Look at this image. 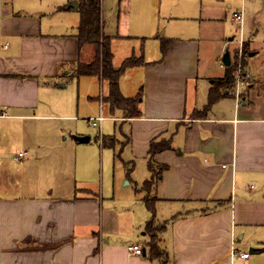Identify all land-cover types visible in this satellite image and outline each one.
I'll return each mask as SVG.
<instances>
[{"label": "crops", "instance_id": "crops-1", "mask_svg": "<svg viewBox=\"0 0 264 264\" xmlns=\"http://www.w3.org/2000/svg\"><path fill=\"white\" fill-rule=\"evenodd\" d=\"M100 3L114 66L140 59L119 77L123 96H140V115L110 108L114 127L103 131V119L100 147L116 139L110 133L123 120L122 163L141 177L127 179L128 168L105 177L101 161L97 172L90 148L78 144L91 137L69 129L77 144L69 143L57 123L104 115L108 94L95 103L88 93L94 105L79 115L55 80L66 66L91 60V45L78 49L79 0H0V125L20 142L13 147L0 138V264H264V0ZM234 12L242 13L240 23ZM144 38L151 44L134 43ZM239 40L252 66L243 53L250 77L240 102L228 86L208 105L200 98L209 100L227 65L213 71L207 57L228 49L236 68ZM104 132L113 139L104 143ZM21 150L32 154L18 160ZM76 152L86 159L77 165ZM154 164L165 166L157 179ZM151 218L159 226L158 257L148 246ZM129 243L142 253L128 252Z\"/></svg>", "mask_w": 264, "mask_h": 264}, {"label": "rangeland", "instance_id": "rangeland-1", "mask_svg": "<svg viewBox=\"0 0 264 264\" xmlns=\"http://www.w3.org/2000/svg\"><path fill=\"white\" fill-rule=\"evenodd\" d=\"M237 30L235 24L232 28L231 34H236L235 31ZM238 37V35L236 36V38ZM143 43L144 46L150 45L151 41L149 39H145L143 41H137L134 43ZM237 43V42H236ZM256 43V42H255ZM259 43V42H257ZM256 43V44H257ZM234 45H232L233 47ZM258 47V46H254V44L251 43V47ZM249 47V46H248ZM89 48V45H87L85 47V50H87ZM86 55V53H85ZM148 56V54H144V57ZM93 57V51L90 53L89 59H92ZM149 57V56H148ZM147 57V58H148ZM249 55L248 53H244V60L249 61L248 59ZM220 57L219 59L215 57L213 58H208L207 57V63L209 64L207 67L208 69H212L213 71H217V72H221V70H223V67L220 66ZM248 64V68H251V63L250 61L247 63ZM76 67L70 65V66H66L63 70H61L58 74V77L55 79L56 81H58V85H64L65 87H59L61 91H63L67 96L74 98L75 101V107L77 108H81V110L79 111V115H83L86 114L84 113L82 110L85 107L87 110L86 112H89V110L92 108V106L94 105L93 103H90L88 105V102H90L89 98L86 96L88 93H94V95H96V102L95 103H99L100 99V93L106 95L108 93V84H107V80L99 77L97 75L95 76H86V75H80L78 76L76 74ZM83 84H85V87H83ZM214 85V84H213ZM246 90V89H245ZM243 91V90H242ZM246 93V91H245ZM205 100L208 102V98H207V94L203 97L200 98V100ZM102 100V99H101ZM101 105H104L103 107V113L104 115H107L104 121V126L102 128V130L104 131V129H107L108 124L111 125V129L114 127V120H109V113H111L109 111L110 104L109 102H107L106 100H102L101 101ZM118 113V112H116ZM57 123L59 124V127L61 130H64V132L69 135V139L67 140V142L72 143V144H77V142L70 137L72 132H69V129H72L73 131H75V129H80V131L82 133H84L85 135H89L91 137V139L87 142H83V143H78V144H82L83 146H88L90 148V155L92 157V160H95V163L97 164V172H98V168H99V163L101 161V164L103 162V172L105 177H112L113 175H117L119 174H123V173H127V170H125L126 168H131L132 167V163H129L128 166H126L125 164L123 165L122 163V159L124 158L126 160L125 157L126 156V148H127V144H126V137H125V133H127V123H125L123 120H117L115 121L116 123V132L114 133H110L111 135H114L116 137V139L114 138L113 142H108V144H103L104 147H100V139L102 138V135L100 137L99 136V130L100 127L99 126H93L88 122V117L87 116H76L75 119H59L57 120ZM3 127L0 125V138L1 140L4 141L5 144H8L10 146L13 147H17L14 145H18L20 142L17 138V134L12 133L11 130L6 134H4L2 132ZM103 132L101 131V134ZM105 133V137H104V143H106L108 140H111L110 137L111 135H107L106 132ZM108 136V137H107ZM113 138V137H112ZM74 140V141H73ZM2 141V142H3ZM1 142V141H0ZM75 142V143H74ZM102 142V143H103ZM99 150L103 152L102 158L100 157L99 154ZM31 152H29V154H27L26 156L23 157L24 159H27L28 157L31 156ZM34 156V154L32 155ZM75 163L77 165V163H79V160H86L85 158L82 159V157L80 158V153L76 152L75 153ZM153 166V165H152ZM105 167V169H104ZM155 171L157 173V170L159 168V166L155 165ZM128 168V177L126 176V178L128 179L129 177H134V178H139L141 177L138 173H140V169H136L135 172H133L131 169ZM154 171V173H155ZM94 177H96V180L99 181L98 176L99 174L93 175ZM126 178L123 180L125 181ZM13 180H16L17 177L16 175L12 176ZM130 179V178H129ZM144 187L147 188L148 184H144ZM159 228V226L157 227V229ZM143 231V230H141ZM152 231H155V228H152ZM154 239L156 241V237L154 236Z\"/></svg>", "mask_w": 264, "mask_h": 264}, {"label": "trees", "instance_id": "trees-1", "mask_svg": "<svg viewBox=\"0 0 264 264\" xmlns=\"http://www.w3.org/2000/svg\"><path fill=\"white\" fill-rule=\"evenodd\" d=\"M78 11L80 13V21L76 35L78 40V49L80 50L81 47L86 44L91 45L93 47V57L88 62L78 60L75 68L76 74L97 75L106 79L109 84V90L108 94L104 97V100L109 102L111 109H120L125 117L139 116L140 111L138 110L137 104L140 96H123L119 88V77L127 67L139 63L140 59L130 56L124 59L120 66H114L112 62L113 54L109 46V38L102 32L100 0H79ZM167 42V40L162 41L163 47H165ZM243 51V53L246 52L245 43L243 45ZM234 72V63L225 66L223 76L215 80L214 86L209 92L208 105H210L217 97L226 93L224 90L223 92L220 91L221 87L226 88L228 86H233ZM110 139L113 138L110 137ZM102 141H104V138ZM151 145L152 152H155L156 149H158V144L152 142ZM165 146L168 147V144L165 143L164 147ZM164 167L165 166L163 165H159L157 173L155 171L153 178L157 179ZM152 182L153 181L149 179L145 182V184L150 185ZM147 202L150 210L154 213L153 205L149 202V200ZM153 227L155 228V231H152ZM157 227L158 225L154 224V218H151L148 222V228L150 230V241L148 242V246L153 257H158L160 255V250L157 245V237L155 234ZM154 236L156 237V241Z\"/></svg>", "mask_w": 264, "mask_h": 264}, {"label": "built area", "instance_id": "built-area-1", "mask_svg": "<svg viewBox=\"0 0 264 264\" xmlns=\"http://www.w3.org/2000/svg\"><path fill=\"white\" fill-rule=\"evenodd\" d=\"M233 17L234 20H237L239 23L242 21V13L241 12H234L233 13ZM237 58L238 60L236 61V68H235V72H234V82H233V93L237 99V103L240 102V95H241V91L243 89L244 86L247 85V80L250 77V73L245 71L242 67V55H243V41L239 40L238 43V47H237ZM220 64L223 65L222 60L220 59ZM105 118V116L100 113L97 117L95 118H88V121L95 126H99L101 125L103 119ZM28 154V152L26 150H21L19 152H17V159L21 160L24 156H26ZM127 251L130 253H135V254H140L142 253V246L140 244H136V243H129L126 246ZM236 250H232V252L237 253ZM238 254H240L242 257H247L249 255V252H238Z\"/></svg>", "mask_w": 264, "mask_h": 264}, {"label": "water", "instance_id": "water-1", "mask_svg": "<svg viewBox=\"0 0 264 264\" xmlns=\"http://www.w3.org/2000/svg\"><path fill=\"white\" fill-rule=\"evenodd\" d=\"M76 5V3H75ZM221 60L222 62L225 64V65H230L231 63V58H230V53H229V50L226 49L225 52L223 53L222 57H221ZM77 140L79 141H87L89 138L88 136H80V135H77L75 136ZM253 249V248H252Z\"/></svg>", "mask_w": 264, "mask_h": 264}]
</instances>
